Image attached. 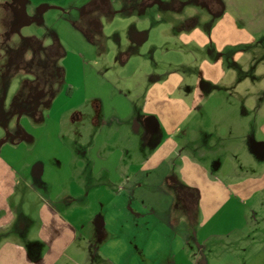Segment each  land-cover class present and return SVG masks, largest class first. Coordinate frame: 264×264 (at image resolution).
Returning <instances> with one entry per match:
<instances>
[{"label": "rangeland", "instance_id": "1", "mask_svg": "<svg viewBox=\"0 0 264 264\" xmlns=\"http://www.w3.org/2000/svg\"><path fill=\"white\" fill-rule=\"evenodd\" d=\"M176 1L0 0V166L17 175L14 232L31 220L38 235L43 208L58 222L53 257L74 239L62 264H76L103 219L116 168L167 176L173 224L188 227L186 244L150 227L131 264H264V21L255 32L234 15L257 0H229L228 16ZM89 248L78 264H109Z\"/></svg>", "mask_w": 264, "mask_h": 264}, {"label": "crops", "instance_id": "2", "mask_svg": "<svg viewBox=\"0 0 264 264\" xmlns=\"http://www.w3.org/2000/svg\"><path fill=\"white\" fill-rule=\"evenodd\" d=\"M205 1L206 3L201 2V4H204L206 8L210 7V12L218 16L220 14H225V16H228L229 13L234 14V9H237L235 3L229 4V0ZM177 2L178 0L175 4ZM148 3L146 2V6ZM175 4L172 3V5ZM216 7H220V10L214 11ZM148 9L144 8V10ZM257 9H264V0H257V6H254L251 12L242 13L236 10L234 15H239L241 23H244L251 31H262L263 29L259 30L258 26H260L261 21H264V15L261 18L260 16L256 18L260 20L259 23L247 15L255 17V10ZM35 172L37 171L33 170L34 177L43 174L41 170ZM156 172H151L154 173L153 175H147V173H132L119 168L114 170L112 176L115 179L107 180V186L112 187V191L115 192L114 197L103 209L101 208L100 212L103 217L101 221L98 219L101 218L100 215L93 216L92 222L98 219L100 221H98L99 226L97 227L96 223H93L94 226L91 222L89 223L90 230L88 233L86 232L84 237V240L86 239L83 243L84 249H78V253L70 258L71 262L78 264V257L84 255L89 259L88 249L96 244L99 246V253L106 257L109 264H131L136 252H140L142 255L144 249V244L134 247L133 242H142L143 235L150 231V227L159 226V236L164 240L169 239V236L174 234L180 237L183 243L188 240L187 224L182 220L176 221L175 225L173 224L174 195L163 190L165 186L170 187L172 183L167 176L157 175L158 172ZM78 173L88 174L87 177L92 175L94 177L93 171L88 172L84 169ZM16 180L17 175L12 168L0 166V264H62L61 260L74 243V239L62 248L57 258H54L53 243L49 239L52 235V228L58 233L56 228L58 222L56 221L50 228L53 218H50L49 213L45 212L43 208L40 212V220H43L45 214L47 218L41 221L42 225L38 235L34 234L31 220H23L19 226V233L14 232L20 218L19 214L14 212L9 199L17 195L18 184ZM89 180L91 179H87L88 184ZM62 203L64 206H68V198ZM69 203L70 206H87L86 204L78 205L71 201ZM147 208L151 209L147 211ZM14 237L23 238L25 243L16 240ZM79 250H81L80 253ZM138 264H144V262L140 260Z\"/></svg>", "mask_w": 264, "mask_h": 264}]
</instances>
